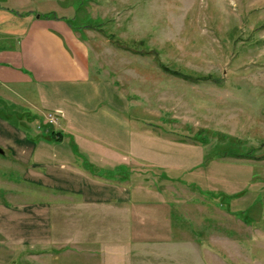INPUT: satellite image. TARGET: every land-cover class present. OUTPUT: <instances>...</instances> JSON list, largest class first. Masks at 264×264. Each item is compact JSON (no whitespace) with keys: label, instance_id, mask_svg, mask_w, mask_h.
Wrapping results in <instances>:
<instances>
[{"label":"rangeland","instance_id":"374dc122","mask_svg":"<svg viewBox=\"0 0 264 264\" xmlns=\"http://www.w3.org/2000/svg\"><path fill=\"white\" fill-rule=\"evenodd\" d=\"M0 5L13 13L102 18L105 31L125 41L143 39L137 46L155 53L115 46L95 28L82 30L97 75L142 92L144 110L138 113L148 129H167L180 140L197 141V131L206 135V129L209 136L200 141L202 165L191 170L162 173L135 160L128 166L77 167L70 155L81 162L85 153L74 152L69 137L48 135L56 121L48 123L47 111L27 103L30 87L0 86V264H90L104 251L137 263L152 250L118 243L139 227H165L167 200L174 231L161 240L172 253L202 256L206 264H264V0H0ZM155 55L182 72L215 79L171 74L156 66ZM163 114L169 119L161 120ZM231 138L239 141L235 150L248 155L215 154ZM16 147L17 162L11 156ZM85 172L98 180L111 177L119 189L125 184L124 191L114 186L112 191L124 205H107L100 186L90 191ZM74 185L80 191L68 193ZM56 188L61 195L44 194ZM183 241H190L188 253Z\"/></svg>","mask_w":264,"mask_h":264},{"label":"crops","instance_id":"0c3cea01","mask_svg":"<svg viewBox=\"0 0 264 264\" xmlns=\"http://www.w3.org/2000/svg\"><path fill=\"white\" fill-rule=\"evenodd\" d=\"M56 14L57 17H44V14L34 15L28 11L13 13L0 5V86L7 84L30 87L31 98L27 103L40 113L51 111L55 115L56 127L53 130L58 133L57 140L63 136L69 137L75 143L72 150H82L85 153L86 163L84 160L80 162L76 155H70V159L76 163L75 166H128L130 161L135 160L158 167L162 173L191 170L201 166L204 161L201 142L170 137L167 129H148L138 113L144 110L142 92L124 90L118 79L97 75L95 71L100 69L96 67L88 46V38L82 31L93 28H75L59 17L72 16L73 12ZM132 94L136 97H132ZM164 115L161 120L169 119V116L166 118ZM42 139L43 137L37 140L40 142ZM44 147L51 148L46 143ZM2 150L3 153L4 149ZM12 153L11 156L17 162L20 154L18 147L14 148ZM87 173L85 172V181L92 188H89L90 191L94 192L96 186H100V192L103 191L107 205H124V198L121 203L122 199L112 192L114 185L111 177L98 180ZM110 175L119 178L116 172ZM124 185L121 184L120 189L114 187L120 192L124 191ZM77 190L80 191V188L74 185L67 192ZM61 192L57 188L44 189V194L50 195L48 197H55L59 193L61 195ZM223 193L226 194L218 192L217 196ZM169 207L167 200V204L163 206L165 227H139L133 235L126 232L118 244L152 250V255L142 257L133 264H206V259L202 256L194 255L195 258H192L176 255V252L172 253L166 248L168 244L162 243L161 239L168 238L170 232L173 234L174 231L170 229L172 223ZM151 232L160 234L152 235ZM138 237L141 239H137ZM154 239H159L161 244L155 243ZM184 243L188 253L187 247L191 248L190 241ZM118 244L112 246L117 248L115 246ZM190 252L194 254L192 250ZM126 260L128 258L122 256H108L104 251L97 260H89L87 263L132 264V259Z\"/></svg>","mask_w":264,"mask_h":264},{"label":"trees","instance_id":"16d2710c","mask_svg":"<svg viewBox=\"0 0 264 264\" xmlns=\"http://www.w3.org/2000/svg\"><path fill=\"white\" fill-rule=\"evenodd\" d=\"M44 17H57V14L55 13V11H46V12H44ZM59 17L64 18L66 20V22H68L72 27L77 28L78 26H89L91 28H95V29L103 32L104 35L107 36L115 46L127 48V49H130L133 51H138V52L140 51L142 53H149L151 51H152V53L156 52L155 49H150L149 47H144V45L143 46H141V45L137 46L138 43H142L144 41L143 39H138L137 41H133V40L125 41L124 39L115 36L112 32L105 31V28L103 26H101L102 24H104V25L106 24L105 19L87 22L82 18L77 21L76 20V14L72 15V16H67V17H64V16H59ZM74 18H75V20H74ZM155 61H156V65H158L162 70L167 71V72L174 74V75L178 74L185 79H190V80H198V78H206V80L213 79L212 75H210L208 73H206V75H204V76L198 77V76H192L190 74L182 72L175 67H171V66L165 64L156 55H155ZM207 133H208L207 129H206V135L204 133H201V131L200 132L197 131V133H196V136H198L196 138L197 141H199V142L201 141L202 143L208 142L209 136L207 135ZM48 135L53 139L59 138L58 133L56 131H54L52 128H50L48 130ZM230 141H231L230 143H225L223 146H221V145L219 146V144L217 143L218 147H220V148L217 150V152H215V154H217V155H235V156L242 155V154L248 155V153H245V151H243V152L241 151V153H238V151L235 150V147L238 148V144H239V141L236 138L235 139L231 138Z\"/></svg>","mask_w":264,"mask_h":264},{"label":"built area","instance_id":"2783aa9c","mask_svg":"<svg viewBox=\"0 0 264 264\" xmlns=\"http://www.w3.org/2000/svg\"><path fill=\"white\" fill-rule=\"evenodd\" d=\"M45 117L48 123H54L56 121V117L51 111H47Z\"/></svg>","mask_w":264,"mask_h":264},{"label":"water","instance_id":"95a60500","mask_svg":"<svg viewBox=\"0 0 264 264\" xmlns=\"http://www.w3.org/2000/svg\"><path fill=\"white\" fill-rule=\"evenodd\" d=\"M2 151H3V150H2V148L0 147V153H2Z\"/></svg>","mask_w":264,"mask_h":264}]
</instances>
